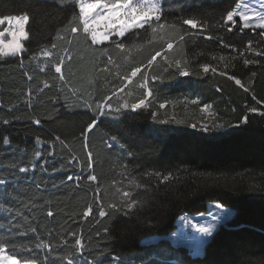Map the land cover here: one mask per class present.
Masks as SVG:
<instances>
[{
    "label": "trees",
    "instance_id": "1",
    "mask_svg": "<svg viewBox=\"0 0 264 264\" xmlns=\"http://www.w3.org/2000/svg\"><path fill=\"white\" fill-rule=\"evenodd\" d=\"M79 1L0 0V17L29 16L22 54L0 55V248L34 264H264V29L226 22L239 0H162L161 20L127 33L123 48L98 45ZM158 52L190 75L161 67ZM145 72L160 100L197 89L224 129L166 120L156 104L124 108L122 90ZM124 192L143 207L129 211ZM212 202L235 213L201 256L168 240L143 244Z\"/></svg>",
    "mask_w": 264,
    "mask_h": 264
},
{
    "label": "rangeland",
    "instance_id": "2",
    "mask_svg": "<svg viewBox=\"0 0 264 264\" xmlns=\"http://www.w3.org/2000/svg\"><path fill=\"white\" fill-rule=\"evenodd\" d=\"M82 2L93 3L96 2V0H80L78 2V7ZM125 2L126 0L121 2L116 0H99L100 6L91 15L93 17H96V19L98 20L99 17L96 15L97 13H99L101 16H105L107 15L108 9L111 8L113 5L123 4ZM137 2L138 0H133L134 4ZM160 3L162 7V0H160ZM231 12H237L239 14L237 17H234V19L236 20L237 18H239L243 26L245 24V21L242 17L243 15H247L249 17V20L247 21V23L250 25L249 27L260 28L258 27V25L264 23V0H239L236 7ZM81 19L83 22L82 16ZM27 23L25 25V30L27 28ZM89 23L91 24V28L87 34L89 35L90 39L92 31H96L98 33H103L107 31V33L109 34V40L100 43V45L104 43L117 44L118 41L123 38L119 37L116 34L119 30V25H117V27L114 29H106V21H100L98 24H96L93 23L90 19ZM9 28L10 26L7 24L0 25V31H7ZM132 30L134 29L126 30L125 35ZM4 38L5 40H8L10 39V36L6 35ZM25 40L26 39L22 40L23 45ZM173 45L174 44H172V48ZM172 48L167 47L166 50H168V53L174 50V48ZM167 54L160 53V56L162 58V63H160L161 67L163 66V68L166 70L174 68L175 70H177L180 77H185V75H182L183 71H187L190 75L191 71L188 69V67L185 65L181 58H174L173 60H171L168 59ZM0 55L10 56L5 55L3 53H0ZM155 62L156 61L152 60L148 67L152 66ZM164 62H166L167 64H165ZM148 77V72H145L144 76L141 77V79H138L137 82L131 83L132 85L128 89H125L126 91L122 90V93L120 95H123L124 97L123 105L127 103L130 107L134 103L132 102V99L139 96V90L145 89V94L141 96V98L145 101L146 106L142 108H152V104H156L155 106H157V110L158 108H160V112L163 113L166 120H173L177 122H189L192 127L193 125H195L194 128H197L199 130H203L205 126H207L208 128H217V125H226V122L219 118L218 109L215 104L204 102L203 95L197 89L188 86L179 92H165L166 94H163L160 100L159 95L153 93V89L150 86ZM240 85H242V82ZM149 91H151L152 93L151 96L147 95ZM139 101H137L136 103H138ZM161 105H163V107H161ZM206 105L208 107H205ZM157 110H155V114L158 113ZM225 212L229 214L226 220H221L219 222L213 221V215L222 216ZM234 213L235 211L233 208L225 207L221 204L214 202L209 203L206 207V210L203 212L193 214L182 213L176 221V229L171 234L157 237L156 235H154L153 237L144 239L143 244H156L160 240L167 239L175 247L183 246L188 248V251L191 252L193 255H202L203 247L206 245V243L212 238V236L218 231L221 226L226 225L231 220V218L234 216ZM213 223L216 224V227L212 236H205L198 231L201 226L207 227L211 226ZM3 250V253L0 254L9 255L6 249ZM20 264L25 263L20 262Z\"/></svg>",
    "mask_w": 264,
    "mask_h": 264
},
{
    "label": "snow or ice",
    "instance_id": "3",
    "mask_svg": "<svg viewBox=\"0 0 264 264\" xmlns=\"http://www.w3.org/2000/svg\"><path fill=\"white\" fill-rule=\"evenodd\" d=\"M99 6H100L99 0H96V2L93 3H83V2L80 3L78 11L83 17V24H84L83 30L85 33H88L91 28V24L89 23L90 19L92 20L93 23L96 24H98L100 21H106L105 24L106 29H114L117 27V25H119V30L116 33L119 37H124L126 30L144 28L146 24L151 25L153 22H159L161 20L162 7L160 0H138V2L135 4L133 3V0H126V2L123 4L113 5L111 8H109L107 15L105 16H101L99 13H97L96 15L99 17V19L97 20L96 17H93L91 14L94 13ZM238 15L239 14L237 12H228L226 16V22L234 25L236 23L234 17H237ZM242 18L245 21L244 27H249L250 25L247 23L249 17L247 15H243ZM28 21H29V16L27 14L4 16L0 18V25L7 24L10 26V28L7 31H0V53L10 56H16L18 54H22V52L24 51V45L22 43V40L28 38V33L25 30V25ZM183 24L191 26L192 29L198 27V21L192 18L184 19ZM160 26L162 27V25ZM258 27L264 29V23L259 24ZM152 30L156 31L155 28H153ZM227 30L232 31L230 27ZM72 31L76 32L77 29L73 28ZM6 35L10 36V39L5 40L4 37ZM181 39H183V37H181ZM208 39H212V37H208ZM108 40H109V34L107 33V31L103 33H98L96 31L91 32V41L94 43L100 44ZM117 47L123 48L124 44L119 43L117 44ZM225 47H229V45H225ZM168 48H172L171 43L168 44ZM156 55H160V53L158 52ZM152 60H155V56L152 57ZM248 62L249 61H245V63ZM149 63H151V61H149ZM208 68L209 66L205 65L204 71L207 72ZM140 71H141L140 68H136L135 71L132 72V75L135 76ZM55 72L60 73L61 68L56 67ZM182 75L187 76L189 75V73L187 71H183ZM233 79L235 78L233 77ZM235 83L240 85L241 81L239 79H236ZM147 95L151 96L152 95L151 91H149ZM108 99L110 100L111 97H109ZM145 106H146L145 101L141 99L138 103H133L130 107L131 109L136 110V109H141L142 107ZM107 107L111 108V105L109 104L107 105ZM123 107L128 108L129 105L125 103ZM161 107H163V105H161ZM205 107L208 106L206 105ZM250 110L252 112L257 111L256 108H251ZM116 111L119 112L120 109L118 108L116 109ZM261 115H264V113H261ZM242 122L244 124H247L248 123L247 117H244ZM4 123H8V121H4ZM35 123L40 124V121L36 120ZM95 127H96L95 122L89 123L88 125H86L84 129V133L85 134L91 133L95 129ZM193 127H195V125H193ZM216 127L223 128L224 126L217 125ZM203 130L209 131V128L205 126ZM56 139L59 140V137H57ZM3 143L9 144V141L5 139ZM39 155L40 153L37 152V156ZM86 155L89 161H91L92 159L91 151H88ZM20 171L26 172L28 171V169L22 168L20 169ZM67 179L72 180L73 178L68 177ZM87 179L90 181H95L97 178L95 175L89 174ZM164 179H167V177H165ZM5 183L6 182L4 180L0 179V184H5ZM123 196L129 198V200L125 202V207L129 211H131L134 208L139 209L143 207L142 203L138 204L136 199L131 198V194L129 192H124ZM110 207L113 209H117V205L115 204L110 205ZM90 213H91V208L88 209L85 215H88ZM51 215L52 213L48 212V216ZM99 215L101 217H104L105 215H107V213L104 211H100ZM228 215L229 214L225 212L222 216L213 215L212 219L215 222H219L221 220H226L228 218ZM215 227L216 224L213 223L211 226H207V227L201 226L198 231L201 232L203 235L210 237L213 235ZM32 231L35 232V229H33ZM76 243L81 247H83L80 241H77ZM35 247L37 249H47L49 246L46 245L43 241H40L35 245ZM3 251L4 250L0 248V253H3ZM0 264H20V261L15 256L0 254ZM25 264H27V261L25 262Z\"/></svg>",
    "mask_w": 264,
    "mask_h": 264
},
{
    "label": "crops",
    "instance_id": "4",
    "mask_svg": "<svg viewBox=\"0 0 264 264\" xmlns=\"http://www.w3.org/2000/svg\"><path fill=\"white\" fill-rule=\"evenodd\" d=\"M98 45H100V44H98Z\"/></svg>",
    "mask_w": 264,
    "mask_h": 264
}]
</instances>
